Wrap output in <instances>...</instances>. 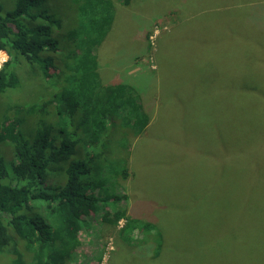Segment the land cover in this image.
Returning <instances> with one entry per match:
<instances>
[{
    "label": "rangeland",
    "instance_id": "obj_1",
    "mask_svg": "<svg viewBox=\"0 0 264 264\" xmlns=\"http://www.w3.org/2000/svg\"><path fill=\"white\" fill-rule=\"evenodd\" d=\"M49 1L65 27L74 24L69 0ZM112 1L115 21L96 51L100 76L105 85L133 83L151 116L147 132L129 139L131 176L117 194L127 197L122 205L131 215L163 231L167 253L153 257L154 245L144 247L136 231L122 238L123 221L117 227L90 223L71 264H247L244 252L225 255L211 234L217 227V240L224 239V204L264 202L256 190L264 186V165L251 159L247 168L245 156L236 154L242 145L264 159V139L254 145L240 138H264V0ZM13 3L0 0L3 14ZM67 36L56 29L61 46ZM7 59L0 52V68ZM248 83L256 94L241 97ZM40 88L25 79L23 88L0 96V121L9 105L24 104L26 94ZM229 90L238 92L237 102L226 116L221 102ZM192 246L199 252L182 261L176 253ZM239 254L241 261L233 262ZM259 256L264 259V249Z\"/></svg>",
    "mask_w": 264,
    "mask_h": 264
},
{
    "label": "trees",
    "instance_id": "obj_2",
    "mask_svg": "<svg viewBox=\"0 0 264 264\" xmlns=\"http://www.w3.org/2000/svg\"><path fill=\"white\" fill-rule=\"evenodd\" d=\"M69 1L75 16L68 27L49 0H14L5 14L0 6V52L8 56L0 68V96L23 88L25 79L41 86L1 116L0 264H71L79 234L90 223L117 227L121 221L125 225L119 235L138 232L139 243L154 245L153 257L159 259L167 253L163 231L131 215L130 206L122 205L127 197L117 194L131 176L130 140L147 132L151 116L133 83L105 85L99 73L96 51L112 29L115 5L112 0ZM131 1L122 2L128 6ZM56 29L68 34L62 46ZM237 93L223 94L224 115L231 114ZM240 94L248 98L256 91L248 83ZM241 133L238 129L236 135ZM246 134L240 137L244 143L264 139ZM238 149L247 168H252L251 159L264 165L259 153L242 145ZM235 150L229 147L228 153ZM258 188L263 195L264 186ZM261 217L263 201L226 203L224 239L217 240L215 227L211 242L227 256L236 250L246 254L247 264H264ZM193 248L176 254L183 261L186 253L199 252ZM240 259L241 254L233 262Z\"/></svg>",
    "mask_w": 264,
    "mask_h": 264
}]
</instances>
